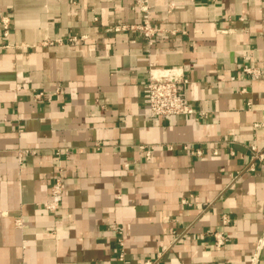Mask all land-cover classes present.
<instances>
[{"label":"crops","instance_id":"obj_1","mask_svg":"<svg viewBox=\"0 0 264 264\" xmlns=\"http://www.w3.org/2000/svg\"><path fill=\"white\" fill-rule=\"evenodd\" d=\"M138 1L0 0V264H253L264 0H148L151 38ZM161 77L194 116L149 115Z\"/></svg>","mask_w":264,"mask_h":264},{"label":"built area","instance_id":"obj_2","mask_svg":"<svg viewBox=\"0 0 264 264\" xmlns=\"http://www.w3.org/2000/svg\"><path fill=\"white\" fill-rule=\"evenodd\" d=\"M135 8L139 10L143 16V23L138 26L137 29L141 31L145 37L151 38L154 36L156 31L151 26V19L149 14V3L148 0H139L136 3ZM2 27L4 34L7 37L11 30V21L9 18L2 19ZM243 72L246 75L251 76L253 80L261 77L259 72L256 70L245 67ZM187 81L182 78H152L147 86V96L149 102V115L151 117H167V116H188L192 117L195 115L194 109L189 105L186 100L184 86ZM188 148L185 147V150ZM151 152L147 155L150 156ZM199 155L200 153L197 152ZM264 162V150H260L257 147L251 148V165L250 171L253 172L258 164ZM57 178L55 185L52 188V201L45 204V208L50 211H56L59 207V200L62 195L63 184H62V173ZM264 220V217H263ZM224 223L227 224V220L224 219ZM119 234L123 235V230H118ZM215 246L220 249L225 246L227 240L221 233L214 234ZM121 241V240H120ZM264 248V230L262 236L258 242L257 253L255 254L252 262L257 264L258 258L262 249ZM120 255L119 260L123 261L125 257L124 244L120 242ZM145 264H155V261H147Z\"/></svg>","mask_w":264,"mask_h":264}]
</instances>
